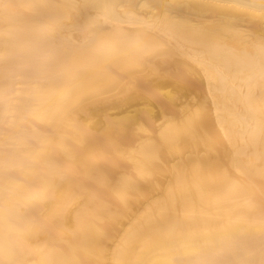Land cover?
Wrapping results in <instances>:
<instances>
[{
  "label": "bare ground",
  "instance_id": "obj_1",
  "mask_svg": "<svg viewBox=\"0 0 264 264\" xmlns=\"http://www.w3.org/2000/svg\"><path fill=\"white\" fill-rule=\"evenodd\" d=\"M0 264H264V0H0Z\"/></svg>",
  "mask_w": 264,
  "mask_h": 264
}]
</instances>
